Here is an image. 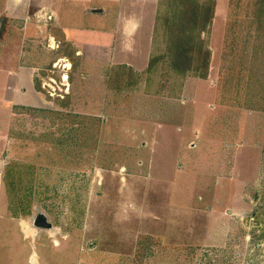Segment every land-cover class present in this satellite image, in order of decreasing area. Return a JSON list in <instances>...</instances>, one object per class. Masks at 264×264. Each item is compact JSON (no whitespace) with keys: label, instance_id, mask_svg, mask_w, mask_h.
Returning a JSON list of instances; mask_svg holds the SVG:
<instances>
[{"label":"rangeland","instance_id":"obj_1","mask_svg":"<svg viewBox=\"0 0 264 264\" xmlns=\"http://www.w3.org/2000/svg\"><path fill=\"white\" fill-rule=\"evenodd\" d=\"M159 14L149 67L35 35L45 102L3 138L0 264H264V0Z\"/></svg>","mask_w":264,"mask_h":264},{"label":"crops","instance_id":"obj_2","mask_svg":"<svg viewBox=\"0 0 264 264\" xmlns=\"http://www.w3.org/2000/svg\"><path fill=\"white\" fill-rule=\"evenodd\" d=\"M162 5L163 0H0V155L3 138L12 140L18 109L45 102L38 78L46 57L36 56L35 35L66 42L84 61L149 67ZM2 167L0 159V208ZM24 250L20 258L27 262Z\"/></svg>","mask_w":264,"mask_h":264},{"label":"bare ground","instance_id":"obj_3","mask_svg":"<svg viewBox=\"0 0 264 264\" xmlns=\"http://www.w3.org/2000/svg\"><path fill=\"white\" fill-rule=\"evenodd\" d=\"M24 226H25V225H24ZM25 227L27 228L28 233H30L31 230H30L27 226H25ZM31 264H39V263H38L37 255L34 254V256H32V258H31Z\"/></svg>","mask_w":264,"mask_h":264},{"label":"water","instance_id":"obj_4","mask_svg":"<svg viewBox=\"0 0 264 264\" xmlns=\"http://www.w3.org/2000/svg\"><path fill=\"white\" fill-rule=\"evenodd\" d=\"M45 220V218L43 217V216H41L38 220H36L35 222H34V225L35 226H38V224H40V223H44V222H42V221H44Z\"/></svg>","mask_w":264,"mask_h":264},{"label":"trees","instance_id":"obj_5","mask_svg":"<svg viewBox=\"0 0 264 264\" xmlns=\"http://www.w3.org/2000/svg\"><path fill=\"white\" fill-rule=\"evenodd\" d=\"M211 18H213V16L211 17ZM208 20H209V18H208ZM211 21H209V23H210ZM189 24H190V26H192L193 24H192V22H189ZM189 26V27H190Z\"/></svg>","mask_w":264,"mask_h":264}]
</instances>
